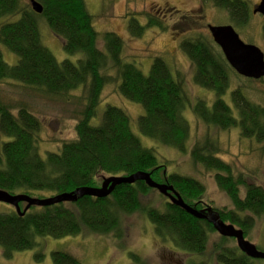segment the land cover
Here are the masks:
<instances>
[{"label": "trees", "instance_id": "trees-1", "mask_svg": "<svg viewBox=\"0 0 264 264\" xmlns=\"http://www.w3.org/2000/svg\"><path fill=\"white\" fill-rule=\"evenodd\" d=\"M35 1L42 6L41 14H36L26 0H0V45L17 57L16 63L10 65L0 49V83L18 82L53 98L68 97L81 89L85 103L78 112L74 138L62 141L58 150H47L42 155L40 120L24 103L13 107L0 102V189L31 197L34 191H46L53 196L79 187H97V177L101 174L122 176L144 171L151 173L153 180L158 178L163 180L161 183L173 186L186 204L203 210L204 186L182 174L167 175L165 164H160L154 151L143 146L133 132L130 116L124 110L107 105L98 124H91L97 116L101 92L111 83L117 84L121 97L142 107L143 113L136 121L139 133L180 153L187 152L188 120L183 116L186 109L208 126L222 130L238 128L242 139L264 143V107L250 101L236 88L230 93L236 118L222 99L234 71L208 34L186 36L179 47L193 66L195 85L215 94L210 105L198 98L191 101L184 90L183 78L173 76L162 57L152 59L148 74L126 62L122 57L121 38L113 32L101 35L96 32L93 17L83 0ZM200 2L211 3L227 12L235 30L245 28L251 19L252 11L246 0ZM183 19L193 20L192 15H185ZM146 22L147 27L166 28L157 17L146 15ZM40 23H45L61 39L67 55L79 58L57 61L42 42ZM146 26L132 18L129 30L133 36L140 37ZM98 39L102 41V48L97 46ZM111 70L115 76L107 73ZM219 152L218 142L207 136L195 141L189 157L193 164L213 173L217 186L234 204L232 210H215L246 238L256 219L264 218V189L248 183L241 175H234L230 165L218 157ZM151 190L138 181L116 186L103 199L84 196L75 203L33 206L24 215L14 210L0 213V248L10 258L16 251L34 248L38 237L60 239L85 231L120 237L122 218L143 213L160 242L171 243L174 249L191 255L204 254L209 235L215 232L212 226L169 202L160 208L143 204L141 197ZM21 204L24 203H20V208ZM226 240L223 237L220 244L212 246V254L219 264H253V259L243 255L237 246L226 245ZM129 255L134 264H145L140 255L132 252ZM52 258L54 264H81L61 251H54Z\"/></svg>", "mask_w": 264, "mask_h": 264}, {"label": "rangeland", "instance_id": "rangeland-1", "mask_svg": "<svg viewBox=\"0 0 264 264\" xmlns=\"http://www.w3.org/2000/svg\"><path fill=\"white\" fill-rule=\"evenodd\" d=\"M83 1L86 10L93 17V27L96 32L100 35L103 32H113L121 38L122 57L126 62L135 64L143 74H148L152 59L160 56L168 64L173 76L183 78L184 90L191 101L198 98L208 105L214 101L215 94L212 91L198 87L193 82V66L179 46L182 38L186 36L194 37L198 33L210 36L207 25H231L227 12L215 8L211 3L202 4L200 0ZM246 1L252 10L251 19L245 28L236 29V32L245 44H253L264 53L263 18L259 14H253V9L260 0ZM26 2L29 4L28 0ZM146 15L157 17L163 26H166L165 30L156 26L147 27ZM185 15H192L193 20H184ZM132 18H136L141 25L146 26L140 37L133 36L129 30ZM39 29L43 44L57 61L64 59L75 61L79 58L77 55L69 56L63 51L61 39L55 36L45 23H40ZM97 46L102 48L100 39ZM0 49L3 59L8 64L16 63L17 57L14 54L2 45ZM107 73L115 76L113 70ZM116 87L115 83L104 86L97 107V116L92 119L91 124H98L107 105L124 110L130 116L133 132L139 137L143 146L154 151L160 164H165L167 175L182 174L197 179L204 186L205 194L201 199L205 204L203 211L210 208L214 211L215 209H234V204L227 194L215 183L213 173L205 171L200 165L193 164L189 157V150L195 141L204 140L207 136L218 142L220 152L217 155L230 165L234 175H241L248 183L257 184L264 189V143L242 139L238 128L222 130L208 126L195 118L190 109H186L183 116L188 120L187 152L180 153L172 147L158 144L139 133L136 121L143 113V109L140 105L121 97ZM236 88L240 89L250 101L264 107V79L249 80L234 72L230 87L222 96L224 102L232 108L234 117L237 118V112L232 105L230 93ZM84 97V91L81 92V89L73 91L68 97L53 98L33 91L18 82L0 83V102L13 107L24 103L40 120L42 155L47 150H58L62 141L66 142L74 138V125L79 119V110H82L84 106ZM106 177L107 175L104 174L97 177V187H100L102 180ZM154 181L161 183L163 180L155 178ZM31 195L34 198H46L51 194L46 191H34ZM240 196H244L242 187ZM141 202L160 208L164 202H168V199L152 189L148 195L141 197ZM21 205L23 209L25 204ZM189 206L196 209L195 206ZM11 210L13 208L10 205L0 202V213ZM224 222L229 224L228 221ZM235 228L237 229L236 226ZM222 238L217 231L211 233L204 254L191 255L178 248L174 249L171 243L160 242L155 237L153 226L145 214L135 213L122 218L120 237H115L114 234L97 235L86 231L60 239L49 236L38 237L34 248L16 251L10 258H6L0 248V264H54L52 258L54 251L68 253L81 264H134L133 258L129 255L130 252L140 255L145 264H219L212 254V246L220 244ZM226 239V245L236 247L234 239ZM245 239L264 253V218L256 219L254 228ZM39 253L42 254L41 258L38 257ZM253 264H264V260H254Z\"/></svg>", "mask_w": 264, "mask_h": 264}, {"label": "water", "instance_id": "water-1", "mask_svg": "<svg viewBox=\"0 0 264 264\" xmlns=\"http://www.w3.org/2000/svg\"><path fill=\"white\" fill-rule=\"evenodd\" d=\"M31 9L36 14H41L42 6L35 0H28ZM259 13L264 17V0L253 9V14ZM207 30L214 44L220 49L229 67L240 77L249 80L264 79V54L259 47L245 44L232 25L213 26L207 25ZM142 181L150 189L156 190L166 197L168 202L181 208L196 219L206 220L212 228L224 238H232L241 253L253 260H264V253L259 251L252 243L247 241L240 229L231 223L226 224L217 211L207 209L197 210L186 204L173 186L167 183H157L151 173L138 171L129 175L107 176L102 180L100 187H79L71 192H64L46 198H34L27 194H10L0 189V202L10 205L17 214L24 215L31 207H46L59 203H73L79 198L89 196L97 199L108 197L116 186ZM20 203H25L23 209Z\"/></svg>", "mask_w": 264, "mask_h": 264}, {"label": "flooded vegetation", "instance_id": "flooded-vegetation-1", "mask_svg": "<svg viewBox=\"0 0 264 264\" xmlns=\"http://www.w3.org/2000/svg\"><path fill=\"white\" fill-rule=\"evenodd\" d=\"M257 6V5H256ZM254 8H256V7H254ZM255 14H259V13H255ZM260 16H262L261 14H259ZM263 18V26H264V17H262ZM264 54V53H263Z\"/></svg>", "mask_w": 264, "mask_h": 264}]
</instances>
